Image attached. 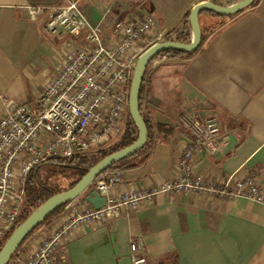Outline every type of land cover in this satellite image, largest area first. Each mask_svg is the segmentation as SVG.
<instances>
[{
    "label": "crops",
    "instance_id": "crops-1",
    "mask_svg": "<svg viewBox=\"0 0 264 264\" xmlns=\"http://www.w3.org/2000/svg\"><path fill=\"white\" fill-rule=\"evenodd\" d=\"M242 0H0V96L30 105L64 59L44 28L53 9L77 3L91 22L105 17L102 41L114 50L117 23L151 17L173 41L185 16L201 2L229 7ZM42 8L31 20L28 9ZM199 15L202 40L189 57L155 60L144 78L142 114L149 146L123 168L113 192L174 182L190 137L181 120L216 118L224 131L217 154L196 153L195 174L209 183L254 177L264 193V0L231 17ZM71 41V40H70ZM84 42L70 43V49ZM89 207L75 202L64 210ZM63 213V214H64ZM39 230L40 238L60 217ZM140 241L154 264H264V205L196 194H158L128 217L92 224L73 234L60 264H130V242ZM159 261V262H158Z\"/></svg>",
    "mask_w": 264,
    "mask_h": 264
},
{
    "label": "built area",
    "instance_id": "built-area-1",
    "mask_svg": "<svg viewBox=\"0 0 264 264\" xmlns=\"http://www.w3.org/2000/svg\"><path fill=\"white\" fill-rule=\"evenodd\" d=\"M41 10L28 9L30 19L35 20ZM104 21L102 17L91 22L77 3L54 8L44 31L64 54L57 73L30 105L0 96V247L17 227L28 176L34 170L52 160L95 150L124 130L135 64L146 50L166 41V34L147 16L139 22L115 24L112 34L118 43L109 50L102 41ZM72 42L84 45L70 49ZM181 123L190 141L176 164L178 176L174 182L115 194L113 189L121 185L123 169L108 170L93 189L105 199L104 207L95 211L89 206L64 213L45 237L27 252H19L10 264H60L58 255L73 234L88 225L139 212L158 194L183 192L224 201L241 198L264 205V193L254 177L232 185L231 178L209 183L195 174L194 155L200 151L215 155L220 149L224 131L216 118L206 116L193 121L185 117ZM129 260L130 264L155 262L144 245L134 239L130 242Z\"/></svg>",
    "mask_w": 264,
    "mask_h": 264
},
{
    "label": "water",
    "instance_id": "water-1",
    "mask_svg": "<svg viewBox=\"0 0 264 264\" xmlns=\"http://www.w3.org/2000/svg\"><path fill=\"white\" fill-rule=\"evenodd\" d=\"M258 1L259 0H242L229 7H221L210 2H201L189 13L188 22L191 32L189 43L165 41L152 46L140 56L133 70L128 93V113L138 132L136 141L128 147L121 149L98 162L88 170L84 178H82L73 188L52 196L33 211L24 222L13 230L7 241L1 247L0 264H9L10 260L25 239L50 215L61 207L75 201L112 166L133 157L145 147L149 135L146 124L142 119L139 110V94L145 71L149 63H151L156 56L166 51L193 54L199 48L202 40L199 25V15L201 13L209 12L220 17H231L254 5ZM85 201L95 211L100 210L105 206V199L100 197L95 191L91 192L86 197Z\"/></svg>",
    "mask_w": 264,
    "mask_h": 264
},
{
    "label": "trees",
    "instance_id": "trees-1",
    "mask_svg": "<svg viewBox=\"0 0 264 264\" xmlns=\"http://www.w3.org/2000/svg\"><path fill=\"white\" fill-rule=\"evenodd\" d=\"M213 15V14H211ZM215 16V15H213ZM189 14L185 16V25L188 27L189 26ZM174 42H179V43H189L190 42V36L188 34V28H184L183 31L176 35ZM192 54H183L180 52H174V51H166L162 52L158 56H156L151 63L146 68L145 75L147 73L148 67L157 59L162 58V57H168V58H176V57H189ZM144 75V78H145ZM131 83V82H130ZM144 83V79H143ZM142 83L141 89H140V94H139V110L142 119L144 120L147 130H148V140L145 145V147L138 152L136 155L133 157L122 161L119 164H116L112 166L109 170L113 169H123L125 165L133 160L135 157L140 155L142 152L145 151L146 147L149 146L150 139H151V131L148 127L147 122L145 121V118L142 114V99H143V91H144V85ZM130 86V85H129ZM128 93H129V87H128ZM127 99H128V94H127ZM121 138L119 139V142L117 144H114L113 146H109L108 148L106 145H102L101 147L91 150L90 152L84 153V154H78L72 158L69 159H57V160H52L48 162L45 166V168H48L46 172L42 171V167L34 170L29 176L27 180V185H26V194H25V201L23 205V210L22 214L19 218L17 226H19L22 222H24L29 215L35 211L39 206H41L45 201H47L49 198L56 194H60L62 192L68 191L71 188H73L88 172L90 168L95 166L98 162L106 158L107 156L124 149L134 143L137 139L138 132L136 127L134 126L133 122L131 121V118L129 116L128 110H127V123L126 126L121 134ZM97 181V180H96ZM95 181V182H96ZM60 182H66L67 186L66 187H61ZM95 182L77 199L81 198L82 202H86L85 199L86 197L93 192ZM76 199V200H77ZM75 200V201H76ZM74 202V201H73ZM72 203V202H71ZM67 204L57 211H55L52 215H50L40 226H38L23 242V244L19 247L15 255L12 257V259L22 251V248L24 244L34 235L35 232H38L42 227L45 226V224L49 223L53 219L57 218L59 215L64 213V210H66L69 205ZM11 233L6 237L4 240L3 244L7 241ZM2 244V246H3ZM1 246V247H2ZM0 247V249H1ZM11 263V260L9 264Z\"/></svg>",
    "mask_w": 264,
    "mask_h": 264
},
{
    "label": "rangeland",
    "instance_id": "rangeland-1",
    "mask_svg": "<svg viewBox=\"0 0 264 264\" xmlns=\"http://www.w3.org/2000/svg\"><path fill=\"white\" fill-rule=\"evenodd\" d=\"M123 132V131H122ZM122 132L120 133V134H113L111 137H110V139H108L107 140V142L105 143V145H106V147L108 148L109 146H113L114 144H117L118 142H119V139L121 138V134H122ZM43 169H42V171L43 172H46L47 170H48V168H45V167H42ZM60 186L61 187H66L67 186V183L65 182H60ZM81 201V198H79V199H77L76 201H74V202H72L71 204H73V203H75V202H80ZM51 222V221H50ZM50 222L49 223H47V224H50ZM47 224H45V226L47 225ZM43 228V227H42ZM41 230V229H40ZM41 236L39 235V232H35L34 233V235L24 244V246H23V248H22V252H27L28 250H29V246H30V244L33 242V241H35V240H37V238H40Z\"/></svg>",
    "mask_w": 264,
    "mask_h": 264
}]
</instances>
